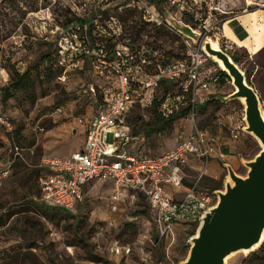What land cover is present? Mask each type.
<instances>
[{
	"label": "rangeland",
	"instance_id": "rangeland-1",
	"mask_svg": "<svg viewBox=\"0 0 264 264\" xmlns=\"http://www.w3.org/2000/svg\"><path fill=\"white\" fill-rule=\"evenodd\" d=\"M161 4L160 10L149 0H0V69L9 78L0 92V118L13 124V129L8 130L0 121V158L13 161L11 173L0 178V264H90L93 256L99 255L92 239L101 226L106 229L110 180L86 185L87 200L77 211L69 212L43 203L40 177L45 157L66 156L85 144L86 128L78 119H87L99 110L103 90L112 88L116 79L103 59H112L116 47L126 46L135 55L134 64L141 57L152 58L153 64L146 68L153 72L187 56L186 39L173 26L175 22L190 26L199 35L194 46L202 47L204 40L211 38L225 50L222 23L237 13L264 10V0H162ZM145 14H155L159 19L148 20ZM75 26H81V30L75 29L81 47L96 53L70 55L67 49L70 40H75ZM98 47H104V56L97 54ZM228 53L241 63L249 58L234 48H228ZM208 63L217 72L222 71L211 57ZM25 71L29 72L28 81L17 83L12 79L8 88L11 78ZM246 77L254 87V83L258 85L264 109V69L253 78L249 68ZM90 85H94L96 95L91 93ZM234 91L231 78L221 73L215 93L197 108L198 127L208 130L230 154L219 161L220 171L202 183L203 189L211 193L223 190L228 179L223 162L246 176L244 161L253 159L261 149L258 139L245 130V106L241 100H222ZM167 92L179 93V84L162 82L153 90L152 105L134 104L130 112L143 148L152 155L176 146L193 125L188 100L172 124L156 122L154 112L159 111L160 99ZM235 131L242 133L240 138L235 139ZM15 147L19 148L18 154ZM3 166L0 164V175ZM193 180L189 178L187 183ZM173 189L166 186V193ZM175 190L182 192L183 188ZM198 226L180 224L177 240L171 246L158 243L155 264L184 261ZM149 229L143 224L136 231L125 226L111 227L104 234L108 239L134 244L138 234ZM253 252H235L228 264H244Z\"/></svg>",
	"mask_w": 264,
	"mask_h": 264
},
{
	"label": "built area",
	"instance_id": "built-area-1",
	"mask_svg": "<svg viewBox=\"0 0 264 264\" xmlns=\"http://www.w3.org/2000/svg\"><path fill=\"white\" fill-rule=\"evenodd\" d=\"M145 15L149 16L148 20L159 19L155 14ZM73 29L75 40H70L67 49L70 55L96 53L78 43L76 30H81V26ZM184 37L187 56L165 66L158 64L159 69L153 72L146 68L153 64L152 58L141 57L140 62L134 64L135 55L128 47H116L113 59L102 60L115 74L114 85L103 90L102 104L97 112L87 119H78L86 128L85 144L66 156H47L42 160L45 174L40 178L41 199L50 207L75 212L87 200L86 185L110 180L106 229L101 226V231L92 239L93 247L103 260L89 261L90 264H120V260H125V264H155L158 243L171 246L177 240L180 224L199 225L206 212L218 202L216 190L208 192L202 183L221 146L208 130L198 127L196 116L199 104L215 93L221 82V72L209 66V56L202 47L194 46L193 39ZM225 47L228 52L229 47ZM104 53V47H98L97 54L104 56ZM8 81L7 72L0 69V92ZM162 82L178 83L180 92L164 94L159 102L161 114L169 117L179 113L188 100L187 109L193 125L176 146L152 155L143 148L142 137L132 126L130 112L134 104L152 105L153 90ZM89 89L96 95L94 85ZM0 121L8 130L13 129L8 119L1 117ZM15 153H19L18 147ZM0 164H4L0 178L7 177L13 161L0 158ZM188 167H197L193 176L187 172ZM189 178L194 179L191 184L187 183ZM166 186L174 188L173 191L166 193ZM175 188H183V191ZM129 224L149 225L150 229L140 232L134 244L106 238L107 229L126 228Z\"/></svg>",
	"mask_w": 264,
	"mask_h": 264
},
{
	"label": "water",
	"instance_id": "water-1",
	"mask_svg": "<svg viewBox=\"0 0 264 264\" xmlns=\"http://www.w3.org/2000/svg\"><path fill=\"white\" fill-rule=\"evenodd\" d=\"M173 26L184 36L199 39L188 25L175 22ZM202 49L213 60L222 62V71L235 86V91L222 100H241L245 106V130L258 139L261 149L253 159L244 161L248 168L246 176L236 173L231 164H224L229 174L224 189L216 191L218 202L202 218L196 234L190 238L189 254L180 264H228L226 259L233 253L253 252L264 242V109L246 72L228 52L215 48L211 38L204 40Z\"/></svg>",
	"mask_w": 264,
	"mask_h": 264
},
{
	"label": "crops",
	"instance_id": "crops-1",
	"mask_svg": "<svg viewBox=\"0 0 264 264\" xmlns=\"http://www.w3.org/2000/svg\"><path fill=\"white\" fill-rule=\"evenodd\" d=\"M220 32L226 46L248 55L247 61L239 62V65L246 74L250 68L252 77L257 78L264 69V10L244 11L232 15L222 23ZM254 84L255 89L258 90V85ZM235 132V139L240 138L242 133ZM220 146V152L211 161V173L207 177H212L213 173L217 174L220 171L219 161H224L225 157L230 156L227 148ZM223 164L225 163L223 162ZM196 168L188 167L187 172L193 176L196 173Z\"/></svg>",
	"mask_w": 264,
	"mask_h": 264
},
{
	"label": "trees",
	"instance_id": "trees-1",
	"mask_svg": "<svg viewBox=\"0 0 264 264\" xmlns=\"http://www.w3.org/2000/svg\"><path fill=\"white\" fill-rule=\"evenodd\" d=\"M149 2L151 3V4H154L158 9H162V0H149ZM78 20H80V19H78ZM81 21V23L83 24V23H85L84 22V20H80ZM106 54H108V51L106 50ZM112 56H113V58H114V53L112 52ZM105 57H107V56H105ZM112 58V59H113ZM233 59L238 63L239 62V60L237 59V58H235V57H233ZM60 70V73H62L61 71L63 70V68H60L59 69ZM221 73H222V75H227V73L226 72H224V71H221ZM227 77H229L228 75H227ZM28 78H29V72L28 71H25V72H23V73H20V74H16L13 78H11V83L8 85V88H11V86H12V79L13 80H15L17 83L18 82H21V83H26L27 81H28ZM247 80H248V82L251 84V82H250V80H249V77L247 78ZM16 82H14V83H16ZM13 83V84H14ZM18 85V84H17ZM176 116V114H173V115H171V116H169V117H164L162 114H161V112L160 111H155L154 112V117H155V120H156V122L158 123V124H160V125H165V124H172L173 122H174V120H175V117ZM45 174V171L43 172V175ZM42 175V176H43ZM41 176V177H42ZM40 177V178H41ZM44 203V202H43ZM45 204V203H44ZM46 205V204H45ZM47 206V205H46ZM48 207H50V206H48ZM50 208H56V207H50ZM58 209H61V208H58ZM62 210H64V209H62ZM66 211V210H65ZM70 214V213H69ZM128 227H131V228H133L135 231H136V225H134V224H129L128 225ZM93 261H102L103 260V258L101 257V256H99L98 254H96L95 256H93ZM244 264H264V242H263V244L260 246V248L257 250V251H254L252 254H251V257L248 259V260H246L245 262H244Z\"/></svg>",
	"mask_w": 264,
	"mask_h": 264
},
{
	"label": "bare ground",
	"instance_id": "bare-ground-1",
	"mask_svg": "<svg viewBox=\"0 0 264 264\" xmlns=\"http://www.w3.org/2000/svg\"><path fill=\"white\" fill-rule=\"evenodd\" d=\"M211 40H212V39H211ZM212 43H213V46H214L215 48H219V47H220L219 41H217V40H212ZM214 60H216V61L218 62L220 68H224V67H223V64H222V62H221L220 60H217V59H215V58H214ZM263 111H264V110H263ZM231 183H233L232 180H231ZM263 237H264V234H263ZM243 252H248V251L243 250ZM228 258H229V257H227V259H226L227 262H228Z\"/></svg>",
	"mask_w": 264,
	"mask_h": 264
}]
</instances>
